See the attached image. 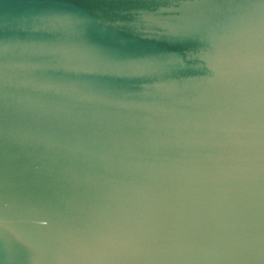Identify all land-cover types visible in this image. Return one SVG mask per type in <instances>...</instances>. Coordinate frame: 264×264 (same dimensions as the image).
<instances>
[{"label": "water", "instance_id": "95a60500", "mask_svg": "<svg viewBox=\"0 0 264 264\" xmlns=\"http://www.w3.org/2000/svg\"><path fill=\"white\" fill-rule=\"evenodd\" d=\"M0 264H264V0H0Z\"/></svg>", "mask_w": 264, "mask_h": 264}]
</instances>
